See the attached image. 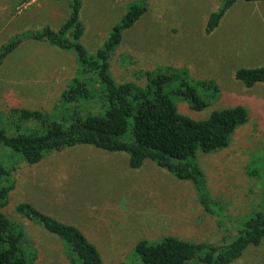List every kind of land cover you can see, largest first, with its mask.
<instances>
[{
    "label": "rangeland",
    "instance_id": "1",
    "mask_svg": "<svg viewBox=\"0 0 264 264\" xmlns=\"http://www.w3.org/2000/svg\"><path fill=\"white\" fill-rule=\"evenodd\" d=\"M134 2L145 11L123 31L111 56L116 81L144 85L147 70L186 67L193 80H214L219 90L217 95L211 89L201 91L211 95L204 108L174 97L180 112L202 119L222 107L244 104L248 109L249 119L237 127L227 147L197 151L196 161L220 214L204 209L190 180L177 178L151 159L132 168L127 152L77 144L29 164L2 148L16 168V185L4 211L23 223L31 238L37 252L32 264L80 263L68 258L60 237L16 210L20 201L78 226L98 247L105 264H137L134 246L142 238L172 234L193 241H231L242 221L263 205L264 82L247 87L235 78V71L264 64V2L237 0L207 33V18L221 0H82L81 42L89 53L104 44ZM68 3L0 0V45L27 29L59 28L69 15ZM80 69L73 50L25 40L0 63V113L15 107L41 109L67 121L74 111L60 106V97ZM98 99L96 94L89 99L88 109L98 110ZM35 125L30 121L25 126ZM231 264H264V239L249 245Z\"/></svg>",
    "mask_w": 264,
    "mask_h": 264
},
{
    "label": "trees",
    "instance_id": "2",
    "mask_svg": "<svg viewBox=\"0 0 264 264\" xmlns=\"http://www.w3.org/2000/svg\"><path fill=\"white\" fill-rule=\"evenodd\" d=\"M68 1L69 15L59 28L46 25L27 29L0 45V63L25 40H37L73 50L81 65L80 75L72 79L60 97V106H70L74 111L67 121L41 109L15 107L5 115L0 113V264H32L37 254L23 223L11 219L4 211L16 181L12 177L15 166H10L2 148H8L11 156L29 164L39 162L47 153L77 144L127 152L132 168L151 159L177 178L190 180L204 209L219 215L221 207L212 197L205 172L196 161L197 151L227 147L237 127L249 119L244 104L214 109L202 119L180 112L174 97L189 101L194 108H204L211 95L201 91L211 89L217 95L219 90L214 80H193L186 67L160 66L154 71L147 70L144 85L130 80L116 81L111 72V56L122 40L123 31L135 24L145 6L131 3L104 44L95 53H89L81 42L85 31L80 16L82 0ZM236 1L221 0L207 18V33L218 27ZM235 78L247 87L264 82V64L238 67ZM95 94L99 106L91 111L86 102ZM30 121L36 123L35 127L25 126ZM15 207L21 215L60 237L73 263L105 264L98 247L75 224L58 219L28 200L18 202ZM263 239L264 199L261 209L242 221L231 241H193L168 234L156 240H138L134 252L137 264H231L249 245H259Z\"/></svg>",
    "mask_w": 264,
    "mask_h": 264
}]
</instances>
